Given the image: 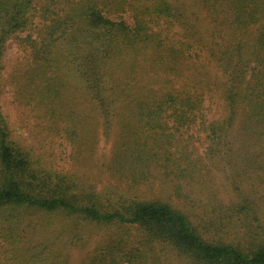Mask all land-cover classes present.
Here are the masks:
<instances>
[{"label":"trees","instance_id":"1","mask_svg":"<svg viewBox=\"0 0 264 264\" xmlns=\"http://www.w3.org/2000/svg\"><path fill=\"white\" fill-rule=\"evenodd\" d=\"M174 1L0 0V84L7 41L17 37L22 56L7 78L15 99L51 140H67L73 155L93 150L95 135L84 130L101 116L107 130L119 127L112 160L133 184L150 180L156 168L186 178L202 159L179 141L183 127L198 123L209 160L229 170V178L252 169L264 197V0H200L212 25L205 32L196 14ZM204 48L222 75L223 106L211 120L204 86L187 82L182 65ZM244 202L233 212L249 226L248 246L207 238L171 202L111 199L48 164L13 136L0 112L4 222L14 229L19 213L31 212L110 230L81 264H167L171 254L184 264H264V201L262 210ZM37 251H0V264L68 259L65 250Z\"/></svg>","mask_w":264,"mask_h":264},{"label":"rangeland","instance_id":"2","mask_svg":"<svg viewBox=\"0 0 264 264\" xmlns=\"http://www.w3.org/2000/svg\"><path fill=\"white\" fill-rule=\"evenodd\" d=\"M174 5L191 15L194 12L196 15H192V18L198 19L196 23L204 32L212 26L205 10L200 6V0H175ZM6 46L5 68L0 84V112L8 120L15 138L38 152L48 164L76 174L83 184L94 185L99 192L111 199L127 194L138 199L160 198L182 208L200 226L205 237L248 246L245 235H248L249 226L245 225L247 222L243 221V214L235 210L233 212V205L239 202L245 206L244 201L249 199L254 207L262 210L259 208V203L264 201L261 185L257 183L252 169L245 172L246 175L240 171L237 174L231 171L229 178V170L226 172L222 164L211 162L204 152L208 145L206 132L201 130L198 123L183 127L179 142L187 147L192 158L201 156V167H195L186 178H177L174 174L166 177L164 170L156 168L150 180L133 184L127 169L114 167L112 160L113 151L121 136L119 127L113 126L107 130L101 116L97 117L96 123L89 124L84 130L95 135L92 151L85 150L75 156L73 147L67 140H51L41 120L15 99L13 87L7 82V78L21 58L22 51L17 37H11ZM187 61L188 66L182 64L186 70L187 82L198 87L204 86L208 94L205 113L211 120L219 114L223 106L222 75L214 60H209L206 49L200 56H193ZM248 180L255 183L253 190ZM2 214L0 251L65 250L68 257L66 264H81V259L100 246L110 231L87 222L77 223L61 215L31 212L19 213L18 219L12 224L14 229H9V223L4 222L5 215ZM15 216L17 215L13 217ZM212 220H217L218 225L212 224ZM219 220L223 225H220ZM170 256L167 264H184L181 259L172 254Z\"/></svg>","mask_w":264,"mask_h":264}]
</instances>
